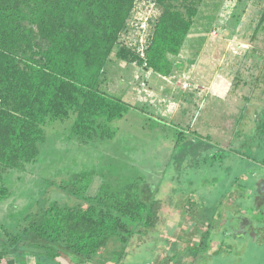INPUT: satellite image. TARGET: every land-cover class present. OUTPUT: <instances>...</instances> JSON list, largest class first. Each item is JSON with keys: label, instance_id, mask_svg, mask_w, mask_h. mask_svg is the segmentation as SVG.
Instances as JSON below:
<instances>
[{"label": "rangeland", "instance_id": "obj_1", "mask_svg": "<svg viewBox=\"0 0 264 264\" xmlns=\"http://www.w3.org/2000/svg\"><path fill=\"white\" fill-rule=\"evenodd\" d=\"M198 7L187 50L172 56L177 67L167 77L178 80L176 84L182 76L190 79L183 75L186 57H195L201 67L193 76L200 77L196 88L203 94L197 103L212 107L207 109L210 113L205 121L203 116L198 126L193 118L188 120L180 129L185 138L179 141L180 130L167 117L161 119L150 112L127 114L114 123L120 129L113 139L87 145L67 141L65 126L56 125L51 133L65 137L58 141L52 138L54 145L44 150L42 160L28 163L23 170L0 169L1 222L12 225L37 201L44 206L51 202L88 205L58 184L74 172L97 171L102 176L96 175L86 194L97 192L102 177L139 178V194L146 202L157 201L159 220L153 229L144 234L135 232L127 242L112 240L92 262L72 259L71 264H115L117 259L127 264H264V234L253 243L248 236L234 238L227 234L233 229L231 224L216 228L217 252L197 262L191 252L183 251L187 243L178 236L204 213L214 224L219 218L214 211L228 210V217L244 212L264 227V201L256 200L264 196L258 188L264 179V1L203 0ZM161 13L156 0H137L121 34V44L136 49L144 42L148 45ZM141 22L146 23V29L141 28ZM112 58L102 89L133 104L138 98L156 103L142 85H151L146 74L152 69L145 63ZM166 91L171 95L172 90ZM168 105H164L162 114L173 108ZM190 198L194 204L188 202Z\"/></svg>", "mask_w": 264, "mask_h": 264}, {"label": "trees", "instance_id": "obj_2", "mask_svg": "<svg viewBox=\"0 0 264 264\" xmlns=\"http://www.w3.org/2000/svg\"><path fill=\"white\" fill-rule=\"evenodd\" d=\"M156 1L162 13L143 58L120 42L137 0H0L1 170H23L42 160L44 150L64 136L51 133L56 125L65 126L67 141L87 145L113 139L120 129L114 123L132 109L155 115L152 103L132 104L101 85L113 55L115 61L146 62L161 75L175 72L172 56L181 52L203 0ZM177 134L179 141L185 138L184 131ZM96 175L102 176L74 172L58 184L86 206L37 201L39 208L32 203L12 225L0 221V264L92 262L112 240L127 242L157 225L159 206L142 200L139 178L102 177L90 196ZM202 221L195 220L183 235L184 250L196 254L204 247L201 239L209 232ZM199 232L201 242L193 240ZM115 264L127 263L117 259Z\"/></svg>", "mask_w": 264, "mask_h": 264}, {"label": "crops", "instance_id": "obj_3", "mask_svg": "<svg viewBox=\"0 0 264 264\" xmlns=\"http://www.w3.org/2000/svg\"><path fill=\"white\" fill-rule=\"evenodd\" d=\"M188 41H189L188 39L185 41L182 52H185L187 50ZM197 44L201 45V41H197ZM186 59H187L188 63L185 66L186 69H185V73L183 75H186V76H188V78L191 79V80L190 79H188V80L191 81L192 88L185 89L182 87L181 81L183 79H186L183 76H182L183 78L181 77L180 81L176 84L175 82L178 80H176L175 78L170 79L165 75L155 73L153 70L148 71V73L146 74V80H147L148 84H151V85H149L150 88H149V86L147 87L149 90L148 95L151 96V99L156 102L153 104L152 103L153 101H151V102L148 101V103L153 104L152 105L153 107L151 106L150 109L152 110V108H153L155 111V115L157 114V116L161 117V119L167 117L168 120L172 124H176L178 126V130L183 129L181 126L186 125L189 122L188 120H190L191 118H193V120L197 121L198 126H200L202 117L204 116V121H205V118L208 116L207 114L210 113V110H207V109L212 108V107L210 108V106L205 102L201 103L200 105L197 103L198 99L201 96L203 97V94L200 95V92H199L200 89L196 88L199 85V82L201 81V79L199 76H196V75L193 76V74L198 73L200 71L199 67H201V66L196 65L197 60L195 59V57L187 56ZM153 75L156 76V78H152ZM172 75H170V76H172ZM189 76H191V77H189ZM166 90H168V91L172 90L171 95H166V92H167ZM151 92H153L154 94H152ZM130 103L133 104L134 102H130ZM141 103L146 104V102H143L139 98L135 101V104H141ZM165 104L166 105L169 104L173 108L171 109V111L165 112V115H164V114H162L163 113L162 109H163ZM143 112L145 114H149V112L139 110V109H132L128 114L131 115L134 113H143ZM213 119L215 120L213 122V125H214L216 122V119L214 117H213ZM206 125H207V123H206ZM213 125L210 122V124L208 126H210V129H211V127ZM197 131L198 132H196V133L199 134L200 129H198ZM263 186H264V179L261 178V181L259 182V185H258L259 194H261V195H264V190L262 191ZM256 200H257V203H260V202L264 201V196H258L256 198ZM225 211L227 212L228 210H225ZM225 211L224 212L218 211V213L217 212L215 213V211H214L215 218H217L216 217L217 214L219 216V218L215 221L214 224L212 221H210L209 218H208V220L205 219V218H207L205 213L203 214V217L200 218V220L203 219L205 221L204 222L202 221L199 224L203 227L204 231L208 230L209 234H205V236L201 239L202 232H199V235H197L196 237H193V240H196L197 242H201V240H203V242H205V243L203 244L204 247L202 249L200 248V250H198L199 251L198 253H196V254L191 253L192 260L197 262V259L203 260L205 258H210L214 253H216L217 252V245H218V242H217L218 240H216V238H215L216 228H222L223 226L226 227V226H228V224H231L233 229L231 230V232L227 231V234L234 235L235 236L234 238H243L245 236H248V237H250V239L253 243H256L260 238H262L261 236H263V234H264V230H263L264 227L261 226L260 224H255L254 221L250 220L249 217L247 215H245L244 212L241 214L235 212V215L228 217L226 215L227 213ZM223 213H224L225 217L222 219ZM237 214H239V215H237ZM212 225H214V226H212ZM183 235H184L183 232L178 233V236L180 238H184L185 236H183ZM221 245H224V242H222ZM211 247H212V249H210ZM209 250H212V251H209ZM183 251H186V250L183 249ZM181 252H182V250H181Z\"/></svg>", "mask_w": 264, "mask_h": 264}, {"label": "built area", "instance_id": "obj_4", "mask_svg": "<svg viewBox=\"0 0 264 264\" xmlns=\"http://www.w3.org/2000/svg\"><path fill=\"white\" fill-rule=\"evenodd\" d=\"M140 26H141V28H143V29H146V28H147L145 22H141ZM147 46H148L147 43L144 42V43L142 44V47L138 49L139 52H140V54H141V56H142L143 58H145V56H146V52H145V51H146ZM145 64H146V62H145ZM142 85H143L145 91H147L148 88L145 86V85H146V82H143ZM181 85H182V87L185 88V89H187V88H192V83L189 82L187 79L182 80V81H181ZM148 94H149V93H148Z\"/></svg>", "mask_w": 264, "mask_h": 264}]
</instances>
